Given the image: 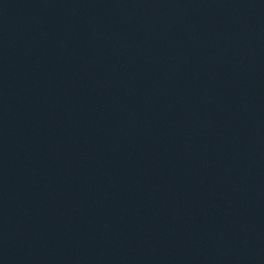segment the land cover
Returning <instances> with one entry per match:
<instances>
[{
    "label": "water",
    "instance_id": "obj_1",
    "mask_svg": "<svg viewBox=\"0 0 264 264\" xmlns=\"http://www.w3.org/2000/svg\"><path fill=\"white\" fill-rule=\"evenodd\" d=\"M0 264H264V0H0Z\"/></svg>",
    "mask_w": 264,
    "mask_h": 264
}]
</instances>
